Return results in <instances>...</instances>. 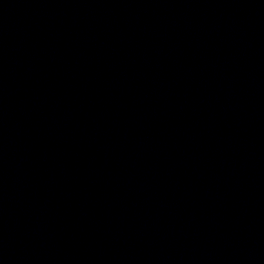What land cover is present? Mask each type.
<instances>
[{
    "label": "water",
    "instance_id": "95a60500",
    "mask_svg": "<svg viewBox=\"0 0 264 264\" xmlns=\"http://www.w3.org/2000/svg\"><path fill=\"white\" fill-rule=\"evenodd\" d=\"M0 264H264V0H0Z\"/></svg>",
    "mask_w": 264,
    "mask_h": 264
}]
</instances>
